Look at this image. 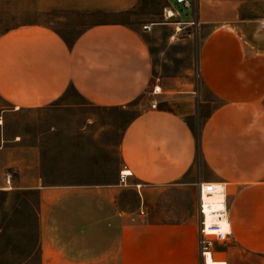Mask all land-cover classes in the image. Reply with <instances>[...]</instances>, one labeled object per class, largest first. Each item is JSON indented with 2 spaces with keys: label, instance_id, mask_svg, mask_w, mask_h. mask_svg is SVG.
<instances>
[{
  "label": "crops",
  "instance_id": "obj_1",
  "mask_svg": "<svg viewBox=\"0 0 264 264\" xmlns=\"http://www.w3.org/2000/svg\"><path fill=\"white\" fill-rule=\"evenodd\" d=\"M188 9L203 29L198 86L160 75L152 29L127 22L91 24L71 41L41 23L0 32V190L38 191L40 264H205L199 181L228 191L232 238L214 243L213 258L264 264V23L230 0ZM58 101L139 102L121 140L127 184L119 175L110 183L47 181L36 148L25 151L4 123L7 110Z\"/></svg>",
  "mask_w": 264,
  "mask_h": 264
},
{
  "label": "rangeland",
  "instance_id": "obj_2",
  "mask_svg": "<svg viewBox=\"0 0 264 264\" xmlns=\"http://www.w3.org/2000/svg\"><path fill=\"white\" fill-rule=\"evenodd\" d=\"M230 1L243 4V16L264 23V0ZM171 5L180 14L165 18V9ZM190 14L176 0H0V32L19 24L41 23L71 41L94 23L121 21L139 27L154 23L149 34L155 70L160 75L184 76L198 86L203 29L188 24ZM175 22H181V30H176ZM70 94L72 100L78 99L74 91ZM79 102L7 110L10 116L4 124L25 151L36 148V165L48 182H113L122 164L123 131L138 114L139 102L110 108ZM37 209V190H0V264H40Z\"/></svg>",
  "mask_w": 264,
  "mask_h": 264
},
{
  "label": "built area",
  "instance_id": "obj_3",
  "mask_svg": "<svg viewBox=\"0 0 264 264\" xmlns=\"http://www.w3.org/2000/svg\"><path fill=\"white\" fill-rule=\"evenodd\" d=\"M197 0H176L178 4L189 8ZM180 13L173 5L165 9V18L178 16ZM177 23L176 30L182 29L181 22ZM189 25H194L195 21H188ZM153 23L143 25V29L150 31ZM161 92L160 85H154L152 94ZM157 99L152 98L151 107H157ZM131 175V170L124 166L119 172L121 184H127V178ZM13 176L11 173L6 175L7 188H12ZM199 212L201 215L199 224V251L206 262L208 255H212V248L215 242H227L232 236L230 223V205L228 201L227 186L224 182L199 181ZM213 256V255H212Z\"/></svg>",
  "mask_w": 264,
  "mask_h": 264
},
{
  "label": "bare ground",
  "instance_id": "obj_4",
  "mask_svg": "<svg viewBox=\"0 0 264 264\" xmlns=\"http://www.w3.org/2000/svg\"><path fill=\"white\" fill-rule=\"evenodd\" d=\"M205 264H227V263L223 260L214 259L212 255H208Z\"/></svg>",
  "mask_w": 264,
  "mask_h": 264
}]
</instances>
